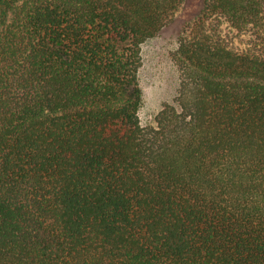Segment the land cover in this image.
Returning a JSON list of instances; mask_svg holds the SVG:
<instances>
[{
    "label": "trees",
    "instance_id": "1",
    "mask_svg": "<svg viewBox=\"0 0 264 264\" xmlns=\"http://www.w3.org/2000/svg\"><path fill=\"white\" fill-rule=\"evenodd\" d=\"M183 2L0 0V264H264V0L202 1L143 125Z\"/></svg>",
    "mask_w": 264,
    "mask_h": 264
},
{
    "label": "rangeland",
    "instance_id": "2",
    "mask_svg": "<svg viewBox=\"0 0 264 264\" xmlns=\"http://www.w3.org/2000/svg\"><path fill=\"white\" fill-rule=\"evenodd\" d=\"M203 0H184L174 17L156 36L142 43V64L139 70L143 102L139 110L143 125L155 123V115L164 102H171L177 93L179 76L172 55L184 25L200 10ZM223 32L233 47L246 45L247 36L239 37L229 28Z\"/></svg>",
    "mask_w": 264,
    "mask_h": 264
}]
</instances>
